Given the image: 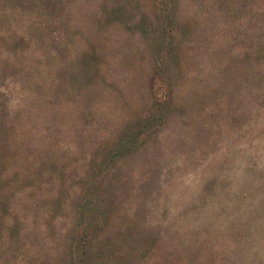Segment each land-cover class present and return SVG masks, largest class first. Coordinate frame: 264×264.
<instances>
[{"label":"rangeland","instance_id":"rangeland-1","mask_svg":"<svg viewBox=\"0 0 264 264\" xmlns=\"http://www.w3.org/2000/svg\"><path fill=\"white\" fill-rule=\"evenodd\" d=\"M0 264H264V0H0Z\"/></svg>","mask_w":264,"mask_h":264}]
</instances>
